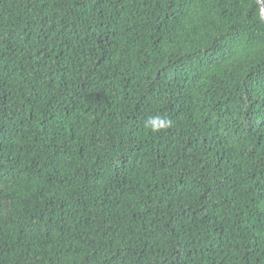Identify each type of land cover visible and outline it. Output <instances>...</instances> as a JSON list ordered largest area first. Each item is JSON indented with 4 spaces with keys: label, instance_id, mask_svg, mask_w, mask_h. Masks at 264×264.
Returning a JSON list of instances; mask_svg holds the SVG:
<instances>
[{
    "label": "trees",
    "instance_id": "16d2710c",
    "mask_svg": "<svg viewBox=\"0 0 264 264\" xmlns=\"http://www.w3.org/2000/svg\"><path fill=\"white\" fill-rule=\"evenodd\" d=\"M0 264H264L258 0H0Z\"/></svg>",
    "mask_w": 264,
    "mask_h": 264
},
{
    "label": "clouds",
    "instance_id": "9594fccd",
    "mask_svg": "<svg viewBox=\"0 0 264 264\" xmlns=\"http://www.w3.org/2000/svg\"><path fill=\"white\" fill-rule=\"evenodd\" d=\"M170 119L162 118L160 116L149 117L145 122V127L153 132H158L171 125Z\"/></svg>",
    "mask_w": 264,
    "mask_h": 264
},
{
    "label": "water",
    "instance_id": "95a60500",
    "mask_svg": "<svg viewBox=\"0 0 264 264\" xmlns=\"http://www.w3.org/2000/svg\"><path fill=\"white\" fill-rule=\"evenodd\" d=\"M259 2H260V4H261V7H262V14H263V16H264V2H263V0H258Z\"/></svg>",
    "mask_w": 264,
    "mask_h": 264
}]
</instances>
